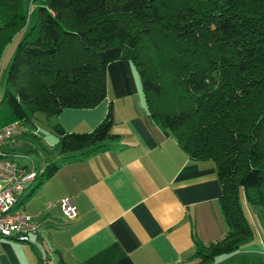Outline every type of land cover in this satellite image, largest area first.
<instances>
[{"label": "trees", "instance_id": "trees-1", "mask_svg": "<svg viewBox=\"0 0 264 264\" xmlns=\"http://www.w3.org/2000/svg\"><path fill=\"white\" fill-rule=\"evenodd\" d=\"M25 22L20 0H0V57ZM115 60L134 67L145 119L189 159L214 164L225 232L205 244L193 237L188 262L215 264L253 237L240 194L264 226V0H38L7 65L0 127L94 107ZM112 125L110 105L89 131L53 124L61 160L44 164L34 188L116 137Z\"/></svg>", "mask_w": 264, "mask_h": 264}, {"label": "crops", "instance_id": "crops-1", "mask_svg": "<svg viewBox=\"0 0 264 264\" xmlns=\"http://www.w3.org/2000/svg\"><path fill=\"white\" fill-rule=\"evenodd\" d=\"M22 32L13 35L2 55L16 39L13 50ZM109 105L110 131L116 137L89 154L61 161L41 185L34 188L33 179L16 195L17 204L41 226L29 242L0 238V264H190L193 237L205 244L223 236L213 162L189 159L173 137L145 119L140 83L129 61L106 65L105 96L94 107L64 108L48 127L57 123L66 131H89ZM30 125L1 150L14 155L18 165L40 172L61 156L55 134L48 137ZM19 140L18 152L14 144ZM37 149L40 166L29 153L37 155ZM62 198L68 199L74 217L61 212ZM247 205L241 199L242 212ZM255 234L215 264H233L236 257L246 259L234 264H256L252 260L264 257V242Z\"/></svg>", "mask_w": 264, "mask_h": 264}, {"label": "built area", "instance_id": "built-area-1", "mask_svg": "<svg viewBox=\"0 0 264 264\" xmlns=\"http://www.w3.org/2000/svg\"><path fill=\"white\" fill-rule=\"evenodd\" d=\"M17 125V122H10L0 127V238L29 242L38 233L41 221L24 212L17 204L16 195L35 179L37 171L18 165L14 155L1 150L7 141L19 134ZM58 204L64 216L74 217L75 211L67 198L60 199Z\"/></svg>", "mask_w": 264, "mask_h": 264}, {"label": "rangeland", "instance_id": "rangeland-1", "mask_svg": "<svg viewBox=\"0 0 264 264\" xmlns=\"http://www.w3.org/2000/svg\"><path fill=\"white\" fill-rule=\"evenodd\" d=\"M20 3H21V8H22L23 14L25 15V21H26L25 26L22 29V31H25L26 29H28L30 27V25H32V23L35 20L36 10H37V6H38V0H20ZM17 39H18V37H17ZM15 40L16 39H13V41L10 45L11 47H13ZM16 44H17V42H16ZM16 44H15V46H16ZM15 46H14V48H15ZM10 48L8 49V51H6V53H4V55H2V57H0V94H1L2 89H3L7 65H8L10 57L13 53L12 51H14V48H13V50L10 52ZM3 51H4V49H3ZM3 51H2V54H3ZM53 118H54V116L46 119V118H44V116L40 112H36L32 117V123L34 125H36L38 128L40 127L41 130H43L47 134V136L49 137L50 135L54 134L53 131H51L48 127V124L50 122L49 120H53ZM17 128H18V131L20 132V129L22 130V128H31V125L28 122H21V123H18ZM20 142H22V140H19L18 143L14 144V148H16L18 152L22 150L20 148V146H18V144H20ZM26 142H27V140H26ZM30 142H31V139H30ZM29 153H30L32 160L36 164L38 163L40 166L42 163L41 155H40V149H37V155L34 151H32V153L31 152H29ZM17 162H19V161H17ZM241 199H243V196L240 194V201H241ZM243 214H244L248 224L251 226L253 233H256L255 237L257 238V240H259V242H262V241L264 242V226H263L262 219H261V209L258 206L247 205L246 210L243 209ZM245 259L246 258L239 259L236 257L232 260V262H233V264L235 262L241 263L242 262L241 260H245ZM250 259H253V258H247V260H249V262H250ZM252 261H254L256 264H262V263L264 264V257L255 256L254 260H252ZM224 264H227V263H224Z\"/></svg>", "mask_w": 264, "mask_h": 264}]
</instances>
